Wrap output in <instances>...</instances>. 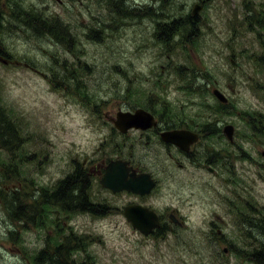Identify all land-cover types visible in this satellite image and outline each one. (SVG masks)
I'll use <instances>...</instances> for the list:
<instances>
[{"label": "rangeland", "instance_id": "obj_1", "mask_svg": "<svg viewBox=\"0 0 264 264\" xmlns=\"http://www.w3.org/2000/svg\"><path fill=\"white\" fill-rule=\"evenodd\" d=\"M30 11L57 20L64 38L32 25ZM0 51V122L14 131L13 148L0 131V264H39L60 248L54 264H254L246 253L264 248V0H0ZM138 109L203 137L191 160L157 132L115 128L118 113ZM120 158L152 173L156 191L104 189V167ZM132 203L182 225L166 217L173 231L143 237L124 217Z\"/></svg>", "mask_w": 264, "mask_h": 264}, {"label": "water", "instance_id": "obj_2", "mask_svg": "<svg viewBox=\"0 0 264 264\" xmlns=\"http://www.w3.org/2000/svg\"><path fill=\"white\" fill-rule=\"evenodd\" d=\"M201 9V6H195L193 15L196 16ZM213 94L222 103L228 102V99L219 90H214ZM115 124L121 132L125 133L132 128H149L153 125V120L149 114H146L143 110H138L135 114H119L118 120ZM187 133L188 132L176 131L165 132L162 134L161 138L166 143H172L187 150L191 144L197 142L196 135H190V133ZM225 134L230 141H233L234 127L227 126L225 128ZM128 165L129 162L122 160L111 161L106 167V173L101 180L102 186L111 189L114 192L128 191L141 196L148 194L153 187V182L151 181L150 176L144 174L138 175L133 168ZM124 215L133 228L140 231L143 235H150L154 229L159 227L156 215L148 208L139 205H130L125 208ZM171 220L178 224L176 218L171 217ZM227 251L228 250L225 249V252Z\"/></svg>", "mask_w": 264, "mask_h": 264}, {"label": "trees", "instance_id": "obj_3", "mask_svg": "<svg viewBox=\"0 0 264 264\" xmlns=\"http://www.w3.org/2000/svg\"><path fill=\"white\" fill-rule=\"evenodd\" d=\"M15 6H16V4H15ZM148 10L150 11V9H148ZM12 13H15V9H12ZM30 13L31 14H27V15H30V18H28V19H29V21H30V23L32 25L38 26L42 31H44V32H46L48 34H51V35H53L56 38H64L63 29L61 27V24L57 20H54L52 22V24H47L45 22H40L41 19H45L42 14H40V13H32L31 11H30ZM192 17H193V15H192ZM50 18H52V17H50ZM191 21L193 22V20L189 19V22H191ZM159 37H161V36L159 35ZM190 38L191 37H187V39H190ZM159 39H162V38H159ZM0 52H1V55H3V52L2 51H0ZM227 106H223L222 104L219 105L220 111H223L224 110V107L227 108ZM259 119H260V123L262 124L263 123L262 119L261 118H259ZM1 130L5 133L4 136H8V144L6 146H8L10 148H13V147H11L9 145L11 144L10 138H12V136L14 137V131H13V129L11 127H9V123H8L7 120H5L4 122H0V131ZM81 173H82L81 170L78 169L77 170V174H74V175L68 177L66 180L62 181L61 186L59 187L60 190L55 195V199H58L59 198V200H60L61 197L64 195V193L67 192V190H69V188L72 185L73 181L75 180L76 176L77 175H80ZM85 192H86V188L83 186L82 187V193L84 194V197H85V200H84L85 206H89V203H88V201L86 199L87 196H86ZM92 209L93 210H88V211L96 214L97 216H99L101 218L102 217H105L107 215V213H108L105 209L100 210V212H96L94 210V208H92ZM84 211H87V210L84 209ZM21 215L24 216L25 214H21ZM243 220L247 224L253 223L254 221H256L255 218H253V217H244ZM262 233H263V236H264V228H262ZM164 235H165V233L162 230V231H160V233H159V235L157 237L164 236ZM254 244H256L257 246H259L258 243H255L254 242ZM257 246H256V248H254L253 250H251L250 256H248V254L246 253L245 257H248V260H249L248 262L252 261L254 264H264V248H258ZM64 254H65L64 249L63 248H60L57 251H55L54 254L50 255L51 256V260L54 261L53 260L54 257H56V256H61L62 257V256H64ZM240 254H241V252H240ZM241 256H242V254H241ZM47 257L48 256L43 257V255H41V257L39 259V264H54Z\"/></svg>", "mask_w": 264, "mask_h": 264}, {"label": "flooded vegetation", "instance_id": "obj_4", "mask_svg": "<svg viewBox=\"0 0 264 264\" xmlns=\"http://www.w3.org/2000/svg\"><path fill=\"white\" fill-rule=\"evenodd\" d=\"M223 106H227L226 104H223ZM224 110H226V108L224 107ZM223 110V111H224ZM153 116H154V118H155V120L158 122L157 123V125L155 126V127H152L151 129H149V130H146V131H138V133L140 134V135H147V134H149V133H156L157 132V135L161 138V136H162V134L164 133V132H169V131H182L181 129H172V128H170V129H168V130H164L163 129V127H162V125H163V122H164V119L163 118H161V117H157V115L156 114H153ZM111 120H113V119H111ZM114 121V120H113ZM161 129H163V130H161ZM183 131H189V132H192V133H194V134H197L196 132H194V131H192V130H183ZM130 132V131H129ZM129 132L128 133H126L125 135H128L129 134ZM201 139H203V137H200L199 138V140H198V142H196L195 144H191L190 146H189V148L187 149V150H184V149H182V148H180V147H178V146H176V145H174V144H171V143H165V142H163L166 146L168 145V146H171V147H174V148H176L178 151H180L181 153H183L184 155H185V158L186 159H188V160H191L190 158H191V154L194 152V150L198 147V146H200V144L202 143V141L203 140H201ZM161 140H162V138H161ZM179 167L180 168H183L184 167V165H182V164H179ZM204 168H206V169H210L211 168V164H207V165H204ZM144 173H147L145 170H144ZM151 175H152V177H154L155 178V176L152 174V173H150ZM156 179V178H155ZM157 180V179H156ZM158 182V181H157ZM156 182V185H158V183ZM54 198H55V196H54ZM57 200H59V198L57 199ZM60 200H63V198L61 197V199ZM90 205V204H89ZM145 205V204H144ZM87 211H85V212H87V213H92V212H90V211H88L89 209H86ZM81 211H84V209H83V207H82V210ZM174 214H175V212H173ZM172 212H170L169 210L168 211H166V217H167V220L168 221H170V216H171V214H173ZM176 213H177V211H176ZM161 219V223H162V225H165V232H171V231H173V227L172 226H170L169 225V223H168V225L166 224V218H160ZM179 219H181L182 220V218H180L179 217Z\"/></svg>", "mask_w": 264, "mask_h": 264}]
</instances>
